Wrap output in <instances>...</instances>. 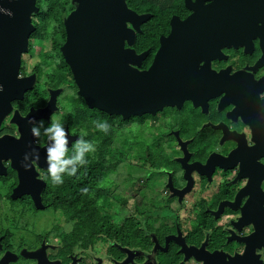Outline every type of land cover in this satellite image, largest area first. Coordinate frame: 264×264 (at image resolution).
<instances>
[{
    "label": "flooded vegetation",
    "instance_id": "flooded-vegetation-1",
    "mask_svg": "<svg viewBox=\"0 0 264 264\" xmlns=\"http://www.w3.org/2000/svg\"><path fill=\"white\" fill-rule=\"evenodd\" d=\"M180 5L153 40L155 46L145 50L141 70L151 65L160 38L170 36L171 18L183 22L190 16L184 0ZM231 25L228 45L219 48V33L211 31L197 57H181L180 106L140 116V121L130 117L123 122L104 113L109 134L101 142L109 137L110 144L114 136L116 150L123 145L116 132L125 133L137 152L136 163H108L115 171H105L108 175L100 181L87 176L77 182L86 169L74 163L85 154L90 158L97 127H105L92 123L98 110L85 106L87 120L81 126L72 111L81 106V98L69 69L70 76L61 80V74L49 70L42 78L38 67L25 71L29 53L22 56L20 76L34 74L33 88L41 90L33 99L27 95L33 90L26 92L13 106L23 110L29 104L26 111L19 110L25 116L30 108L46 107L53 94L56 108L49 121L37 120L32 130L36 146L50 140L59 149L48 156L53 169L35 167L45 184L41 209L27 195L11 199L15 172L6 167V176L0 177V183L9 173L13 178L12 187L0 193V264H264V20ZM133 49L138 55L145 52ZM49 53L60 65L61 54L53 48ZM9 119L0 126V136L17 135ZM142 154L145 162L139 163ZM65 179L72 191L67 198L78 193L77 199L69 198L67 208L49 207L47 198L60 200L64 194L46 193L47 185L58 189ZM103 182L108 190L100 188ZM77 186L79 192H73ZM84 198L87 205L74 208Z\"/></svg>",
    "mask_w": 264,
    "mask_h": 264
},
{
    "label": "water",
    "instance_id": "water-1",
    "mask_svg": "<svg viewBox=\"0 0 264 264\" xmlns=\"http://www.w3.org/2000/svg\"><path fill=\"white\" fill-rule=\"evenodd\" d=\"M36 1L0 0V126L10 116L9 125L17 134L0 136V177L6 176V167L15 172L17 185L11 199L27 195L41 209L40 192L45 184L37 178L35 167L53 169L48 156L59 148L50 140L42 148L36 146L32 127L37 120L49 121L56 100L51 94L46 107L30 108L25 116L13 106L35 85V75L22 77L20 68L35 30ZM71 6L63 19L65 39L59 52L76 94L88 109L123 120L154 116L166 107L181 105L177 85L180 59L183 55L197 57L201 42L210 40L208 32L219 33L221 48L223 42L228 45L231 23L255 25L264 20V0H184L190 16L183 22L171 18L170 36L160 38L151 65L141 70L148 52L138 55L133 47L150 14H137L126 0H71ZM65 146L68 143L61 145L64 150Z\"/></svg>",
    "mask_w": 264,
    "mask_h": 264
},
{
    "label": "trees",
    "instance_id": "trees-1",
    "mask_svg": "<svg viewBox=\"0 0 264 264\" xmlns=\"http://www.w3.org/2000/svg\"><path fill=\"white\" fill-rule=\"evenodd\" d=\"M181 1L182 0H126L127 6L132 11L136 12L137 14H151L150 19L141 26L142 33L136 36V44L134 45V48L137 50V52H142L147 49H152V47L155 46V43L153 40L156 39L158 34H161L164 31V27L166 26V23L169 17L172 14L176 13L178 9L181 7L180 5ZM36 6L38 7L39 11L32 19L35 30L32 33L30 40L34 38H43L42 34L44 35V32L49 31L47 38H49L52 41V44H51L52 48L54 49V52H57V56H58V54L60 55L59 47L63 44L64 37H65L63 19L72 10L71 0H37ZM60 60L61 61H60L59 68L57 69V71H54L53 73L61 74L59 78L61 80V78L64 77L62 75H65V74L69 75V73H68L67 66L65 65L63 60L62 59ZM36 70L39 71V73L41 72L40 68ZM51 78H54V74H52ZM32 90L33 91L27 94L29 95L32 93L29 96V98L31 99H33L34 96L36 97L39 87L33 88ZM79 101L81 103V106L78 105V107L72 109V111L76 112L77 114L76 119L80 122L82 126L85 123V120H87V118L85 117L86 114L84 112V110H86V107L82 103L81 99H79ZM17 103H20V102H17ZM29 103L30 105H33L32 101ZM27 105L23 106V110H22V107L21 109L19 108V110L26 111ZM94 112H95V118L94 117L93 118L95 120H92V123H95L97 121L99 124H102V123L105 124L104 126L105 128H107L108 122L104 120L107 118V116L101 111H94ZM143 118H139L135 116L132 117L133 120H139V121L142 120ZM106 120H108V118ZM126 120H124L123 122H126ZM118 154L119 152L115 150L109 151L108 149H105L103 151V155L102 153H100L99 156L96 157L97 159L95 158V156L92 158L87 157L85 159L82 158V156L76 157V162L74 163H82V166L84 167V169H86V172L84 171V173L81 174L80 176L81 178L77 182L81 183L84 180H87V176H90L92 179H96V178L100 179L101 175L105 171L108 172L109 170L113 169L108 163H120L121 162L117 158H122V156H120V154L118 156ZM140 157H143V154L140 155ZM9 176H10V173H9ZM9 176L6 177L4 181L8 180L9 178H12ZM65 176L68 177V174H66ZM59 183L61 185L60 187H58V189L56 186H53L52 184L49 183L45 189V192L52 193V192L60 191V192H63L64 196L60 200L49 197L46 199V204H48L49 207H57V208L66 207L67 208L69 207V203H68L69 198L71 200H76L78 197V193L71 194L67 198L68 192H72L70 191L69 180L65 179ZM10 187H12V185H10ZM78 187L80 186H77L73 192L78 191L76 190ZM80 191L83 192L82 189H80ZM75 202H78V201H75ZM80 202H82L84 205L78 204L79 205L78 207H81V206L84 207L85 205H87L85 203L88 202V200L84 198ZM75 205H71V206H75ZM29 206H31L30 203H29Z\"/></svg>",
    "mask_w": 264,
    "mask_h": 264
},
{
    "label": "rangeland",
    "instance_id": "rangeland-1",
    "mask_svg": "<svg viewBox=\"0 0 264 264\" xmlns=\"http://www.w3.org/2000/svg\"><path fill=\"white\" fill-rule=\"evenodd\" d=\"M48 33H49V31L44 32V35L42 34L43 38L32 39V43L30 44L31 49L28 51L29 54L26 53L28 55H26L24 57V59L27 61V63L25 64V66H26L25 71H30L31 69L38 67L41 69L40 76L42 78L44 76L46 77L47 74H49L50 72L57 71V69L59 68V65H57L58 60L55 57L48 55V53L52 50V45H51L52 41L49 38H47ZM55 76L56 75H54V77ZM40 90L41 89L39 88V90L37 92H39ZM63 108H64V110L66 108L68 110L71 109V107L68 108L67 104L66 105L63 104ZM70 114L73 115V112ZM93 129L96 130L95 128H93ZM108 129H109V127H107V128L98 127L96 133L93 136L92 145H90V148H89L90 153H91L90 158H92L94 156L96 158L97 156H99L100 153H102V155H103V151L105 149H108L109 151H111V149H112L114 151V147H115L114 146V136H113V139H111V141H110L111 147L109 146L110 144L108 143L109 137L106 138V141H104L105 143L101 142V139L103 138L102 135L107 136L109 134ZM131 136H132L131 134L127 136L128 140L130 139ZM115 138L117 140L121 139L123 141V145H118V147H116V150H115V151L119 152L120 156H122V158H123V159L117 158L121 161L120 163H136V161H132V160L135 158V154H136L137 150L133 151L131 149L132 144L129 141L126 142L125 133L119 135L116 132ZM139 150H140V148L138 149V151ZM119 154H118V156H119ZM85 158H86V154H85ZM144 162L145 161L143 160V157H139V163H144ZM113 171H115V169H113L112 172ZM107 175L108 174H102V177L98 181L105 179V177ZM110 176H116V174H113ZM12 182H13V178H9L8 180L3 181V183H0V193H2V194L6 193L8 190V187L11 185ZM94 184H95V182H94ZM98 185H99V183H98ZM108 186L109 185L107 183L103 182L102 185L100 186V188L108 190V188H107ZM126 202H127L126 200L123 201V203H126ZM111 203H114V201ZM77 205L74 208H77ZM27 207H28V205H27ZM76 218H78V217L76 216ZM60 220L62 222H66V217H63ZM81 221L83 222V217H81ZM48 222L49 221L47 220L43 224H47Z\"/></svg>",
    "mask_w": 264,
    "mask_h": 264
}]
</instances>
